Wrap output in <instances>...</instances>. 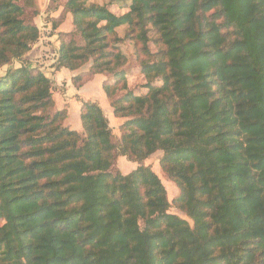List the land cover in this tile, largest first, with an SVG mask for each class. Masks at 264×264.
Masks as SVG:
<instances>
[{"label": "trees", "instance_id": "obj_1", "mask_svg": "<svg viewBox=\"0 0 264 264\" xmlns=\"http://www.w3.org/2000/svg\"><path fill=\"white\" fill-rule=\"evenodd\" d=\"M20 1L0 0V264H264V0H109L130 3L120 16L67 0L82 45L60 43L58 70L113 72L123 26L164 47L147 94L110 103L129 118L118 143L95 103L82 134L52 112L50 80L21 60L39 33ZM157 151L192 226L144 166ZM117 156L138 168L114 172Z\"/></svg>", "mask_w": 264, "mask_h": 264}, {"label": "rangeland", "instance_id": "obj_2", "mask_svg": "<svg viewBox=\"0 0 264 264\" xmlns=\"http://www.w3.org/2000/svg\"><path fill=\"white\" fill-rule=\"evenodd\" d=\"M66 1L67 0H63L61 11L62 16L58 17L57 19L47 16V26L43 24L40 26V28L38 27L39 29L34 23L36 16L40 13L36 0H21L19 2V5L25 9V19L34 24L38 30V40L34 44L38 43L40 40H43L42 44L45 45L46 42L50 47L47 52L43 51L38 55V57H33L34 59H32V61L25 60L24 57L26 55L21 60L29 69L33 70L34 72L42 73L50 80L52 88V100L54 103L52 112L64 111L65 117L61 122L62 126L79 134H82V125L80 121L82 102H92L99 106V96H103L106 100V105L111 109V115L106 116V113L103 110L102 111L108 120L109 127L112 131L113 141L118 143L124 134L120 126L123 125L129 118H116L113 114V108L111 107L110 103L114 100L121 99L126 95L143 96L147 94L148 83L147 79L142 73V65L156 60L161 54V51H163L164 47L157 43L158 36L150 27L146 28V40L142 42L137 37V31L128 36L129 30L126 26H123L117 28L115 31L117 37L122 39V41L116 45V51L124 57L125 63L123 65H118L119 62L114 61L112 66L113 72L93 74L91 72V59L86 64L74 71L64 68L58 70L56 66L60 43L62 41L68 42L73 40L77 45H82L81 38L75 33V31H73L74 29L72 26L71 14L64 12L63 10V6L65 5ZM52 2L55 3L56 1ZM91 3L99 6H105L109 12L116 16L127 13L129 11L130 5V3L127 1L110 3L109 0H92ZM66 15L71 17V24H69L71 25L69 26L70 30L69 32H58L57 28L61 24L62 18ZM55 31H57V33ZM126 35L127 37H125ZM49 38H52L53 41L49 42ZM33 61L37 68L29 65ZM13 66H16V63H14ZM39 68L40 70H37ZM55 72L60 74L57 77V83H55ZM115 72H120L123 79H120L118 76H116ZM67 84L70 88V90H68V96H70V93L72 95L76 93L75 97L70 99H74L75 102H77L79 105L78 109L73 104L67 103L64 105L61 103V97H63L65 93V85ZM151 85L159 86L161 85V82L156 79L151 83ZM103 86L109 87V92L111 93L110 98L106 96ZM83 99L89 101H84ZM77 121L79 123L80 129L75 130L74 126ZM162 157L163 153L161 151H157L144 160V166L148 167L159 178L161 184L163 185L166 191L167 200L170 204L168 213L185 220L192 226L193 221L186 215V213L178 209L176 203H174V200L179 196V189L177 185L171 179H169L166 173L162 170L160 166V160ZM137 168V163L130 162L125 157L117 156L113 171L125 176ZM1 224L2 223H0V225Z\"/></svg>", "mask_w": 264, "mask_h": 264}, {"label": "crops", "instance_id": "obj_3", "mask_svg": "<svg viewBox=\"0 0 264 264\" xmlns=\"http://www.w3.org/2000/svg\"><path fill=\"white\" fill-rule=\"evenodd\" d=\"M52 1H56V2L53 3ZM36 2L38 4L39 10H40V13L36 16V18L34 20V23L37 26V28L38 27L40 28V26L43 25V24L46 25L47 16L51 17V18H54V19H57L58 17L62 16L61 15V11H62L63 0H36ZM69 24H71V17L69 15H66L65 17L62 18L61 24L57 28V31L58 32H60V31L61 32H69V30H70L69 26H71ZM57 31H55V32L57 33ZM42 41L43 40H40L38 43L34 44L32 49L30 50V52H28L26 54V56L24 57L25 60L32 61V59H34L33 57H38V55L41 54L43 51L47 52L49 50V48H50L49 45L46 42H45V45L42 44ZM48 41L52 42L53 40H52V38L51 39L49 38ZM33 63H34V61L31 62L29 65L34 66V68H37L35 63L34 64ZM18 65H20L19 62H16V66H14V67H18ZM40 68L37 69V70H40ZM6 70H7V67H4L0 71V74L4 73ZM54 75H55V78H56V82L55 83H57V77L60 74L55 72ZM65 88H66L65 93H64L63 97H61V103H63L64 105L67 104V103L73 104L78 109L79 105L77 104V102H75L74 99H70V98H74L75 97V94H76L75 92L76 91L74 92L75 94L72 95L70 93V96H68V90H70L69 85L68 84L65 85ZM99 97H100V101H98L99 106L106 113V116L111 115V109L106 105L105 98L103 96H101V95ZM83 100L84 101H89V100H85V99H83ZM79 127L80 126H79V123L77 121L75 123L74 129L78 130V129H80Z\"/></svg>", "mask_w": 264, "mask_h": 264}]
</instances>
